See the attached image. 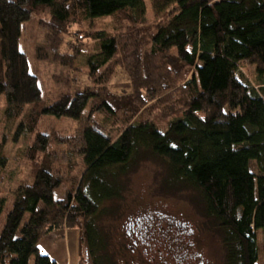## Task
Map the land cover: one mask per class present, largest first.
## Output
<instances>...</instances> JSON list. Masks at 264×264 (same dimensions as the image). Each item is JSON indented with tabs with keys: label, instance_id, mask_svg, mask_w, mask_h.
<instances>
[{
	"label": "trees",
	"instance_id": "1",
	"mask_svg": "<svg viewBox=\"0 0 264 264\" xmlns=\"http://www.w3.org/2000/svg\"><path fill=\"white\" fill-rule=\"evenodd\" d=\"M151 3L155 27L148 39L151 48L144 54L145 0H0V95L6 99L7 118H18L33 106L32 128L41 116L81 122L93 103L92 113L113 117L120 111L125 121L116 139L91 119L84 123L79 152L85 171L78 187L65 197L56 198L62 180L44 163L32 183L17 190L0 232V264H59L40 244L53 233L76 228L81 238L78 264L89 263L82 261L81 251L91 264H105L94 220L105 203L120 199V177L143 151L167 165L171 183L199 193L206 217L222 233L225 264H259L258 232L264 237V0ZM43 11L59 32L72 23L123 16L132 28L119 38L103 31L93 34L99 47L87 66L94 83L104 86L111 75L109 65L121 53L127 60V51L133 49L138 101L124 106L103 88L43 104L39 78L21 49L32 14ZM60 45L53 47L57 55ZM46 55L41 52L39 59L46 60ZM242 64L256 68V84L243 74ZM175 91L180 92L178 102L172 99ZM167 93L163 100L170 109L177 104L182 108L165 130L152 121L135 120L149 102ZM47 146L46 137L38 136L30 150L32 159ZM3 147L0 143V172L7 165ZM7 205L0 197V220Z\"/></svg>",
	"mask_w": 264,
	"mask_h": 264
},
{
	"label": "rangeland",
	"instance_id": "2",
	"mask_svg": "<svg viewBox=\"0 0 264 264\" xmlns=\"http://www.w3.org/2000/svg\"><path fill=\"white\" fill-rule=\"evenodd\" d=\"M145 4V26L141 29L142 38H145L141 48L144 54L151 48L148 39L155 27L151 0H145ZM31 19L24 28L21 49L29 58L32 73L39 78L43 104L49 105L63 96H74L87 89L98 91L103 88L122 101L124 106L138 101L136 91L139 82L133 79V74H137L133 49L127 51L126 55L131 53L127 60L121 53L109 65L111 75L104 86L94 83L96 81L90 77L87 66L89 57L97 53L99 47L93 34L103 31L119 38L132 28L123 16H104L72 23L63 32L50 24V16L44 11L32 14ZM57 42L61 43L57 52L59 55L53 51ZM79 50V55L75 57ZM41 52L47 54L46 60L39 59ZM72 57H75L74 63L65 66ZM241 70L251 83L256 84L254 66L242 64ZM169 93L149 102L135 120L152 121L159 129L165 130L180 115L182 108L177 104V108L170 109L168 102L163 100ZM174 93L172 99L177 101L180 92ZM143 94L147 96L146 92ZM92 107L93 103H90L81 122L41 116L32 128L29 118L35 112L34 107L27 106L20 117L9 119L5 114L6 99L0 95V143L4 145L2 154L7 160L5 169L0 172V197L8 202L0 220V232L17 190L32 183L36 169L43 163L49 165L54 175L62 180V186L56 193L57 199L78 187L85 171L79 152L84 123L88 124L91 119L113 139L122 133L125 121L120 111L112 117L103 112L92 113ZM41 135L48 140L47 150L32 159L30 150ZM120 178V199L105 203L93 225L102 240L104 250L101 254L105 264H225L222 233L216 223L206 217L199 193L187 186L171 183L167 165L161 159L143 151ZM74 235L78 239L73 238ZM257 236L259 264H264V237L261 231ZM45 239L47 241L44 240L41 245L45 252L51 240L58 239L54 251L56 257L65 261L67 253L74 254L75 251L76 263H79L80 248L77 255L76 244L79 242L80 245L81 238L77 228L53 233ZM81 254L82 261L86 259L88 264L92 263L85 251Z\"/></svg>",
	"mask_w": 264,
	"mask_h": 264
},
{
	"label": "crops",
	"instance_id": "3",
	"mask_svg": "<svg viewBox=\"0 0 264 264\" xmlns=\"http://www.w3.org/2000/svg\"><path fill=\"white\" fill-rule=\"evenodd\" d=\"M65 232H62V234H64ZM59 234H60V232H59ZM63 236V235H62ZM73 238H75V237H77V236H72ZM76 239H78V237L76 238ZM44 240H46V239H44ZM43 240V241H44ZM42 241V242H43ZM47 241V240H46ZM42 242H41V244H40V248H41V245H42ZM58 243V239H54V240H51V243L50 244H48V246H49V249H48V251L47 252H45L44 251V249L43 248H41L42 249V251H43V253L45 254V255H47V256H49V257H51L52 259H54L55 261H57L59 264H78V263H76L77 262V260H76V253H75V251H74V254L73 253H67V255L64 257V260L65 261H60V259H58V257H56V255H55V253H54V251H55V246H56V244ZM76 249H77V255H78V251H79V242L76 244ZM71 250V249H70ZM75 250V249H74ZM69 256H70V258H69Z\"/></svg>",
	"mask_w": 264,
	"mask_h": 264
}]
</instances>
